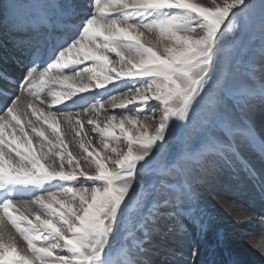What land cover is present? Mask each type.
<instances>
[{
  "label": "snow or ice",
  "instance_id": "obj_1",
  "mask_svg": "<svg viewBox=\"0 0 264 264\" xmlns=\"http://www.w3.org/2000/svg\"><path fill=\"white\" fill-rule=\"evenodd\" d=\"M0 9L17 68H0V81L14 85L0 88V222L7 218L30 250L21 255L0 237V264H122L113 254L133 228L143 251L151 233L174 230L162 222L183 215L196 185L234 171L241 137L259 158V168L244 159L245 175L264 197V140L249 126L252 95L230 87L222 72L228 42L256 17L264 30V0L61 3L44 15L43 36L16 3L4 0ZM62 19L75 22L61 28ZM145 33L159 38L142 41ZM109 92L119 95L103 100ZM257 95L264 101V84ZM61 122L77 136H88L87 125L102 147L89 151V137L79 155L53 151L50 134L64 144ZM146 174L153 179L139 188ZM20 195L30 199L17 201ZM201 230L205 239L212 231ZM212 244L213 258L198 260L205 253L195 242L186 264H249L248 250L227 234L216 232Z\"/></svg>",
  "mask_w": 264,
  "mask_h": 264
},
{
  "label": "rangeland",
  "instance_id": "obj_2",
  "mask_svg": "<svg viewBox=\"0 0 264 264\" xmlns=\"http://www.w3.org/2000/svg\"><path fill=\"white\" fill-rule=\"evenodd\" d=\"M0 2H4V0H0ZM8 2L13 3V0H8ZM31 2L28 6H32L36 13L41 8L44 9V14L49 16L53 14V10L58 4L63 3L61 0H31ZM49 2L52 4L51 8H39L40 5ZM103 2L104 0H102ZM193 2H205V0H193ZM206 2L210 3L211 0H206ZM254 2L258 4L259 0H254ZM20 3H22V0H20ZM6 6L7 4H5ZM4 16L3 9H0V38L5 41V31H2ZM71 27L67 25L63 28ZM39 32L43 36L45 34L44 27ZM158 38V34L145 33L142 41L156 40ZM228 44L227 59L222 72L226 74L230 87L235 90L248 92L252 95L248 109L249 126L252 129V134L255 135L258 141L264 140V101L257 95L259 87L261 84H264V30L261 29L259 17H256L246 30L239 33L236 39L229 41ZM109 88H111V85H109ZM95 91L102 92L103 90L97 89ZM120 91H126V89H121ZM112 95L118 96L119 92H109L102 99L108 100ZM72 111H78V109ZM116 114H120L119 109L116 110ZM32 119L35 120L36 117H32ZM39 123H42V121H39ZM44 127L45 129L48 128L47 125ZM60 129L61 136L64 139L63 145H60L55 136L49 133L50 138L57 145L53 151L63 149L65 152L73 153V155H79L83 152V149L80 148V143L87 141L89 137L92 139V144H85V147L89 151L97 147H102L101 137L96 133H91L87 125H85V132L88 133V136H85L84 133L77 136L69 125L66 126L62 123ZM240 142L245 145L244 152L241 160L234 162V171H230L227 176L222 174L221 177L215 180L204 181L196 185L193 194L194 199L185 201L183 204V207L186 209L183 215L178 216L176 220L162 222V226L165 229L168 226L175 225L176 227H174L172 232L166 235L155 232L151 233L150 240L144 241L143 251H138L137 245L143 239V236L139 230L133 228L123 247L119 243L117 244L113 259L120 260L122 264H126L131 259H142L145 261V264H186V261L190 259L189 253L193 244L197 241L202 244L205 239L201 232L202 225L211 226L212 231L208 233V236L212 241L214 240L216 232L227 234L232 238V241L242 242L251 236L256 238L259 232L264 229V224L261 223L264 221V197L261 196L259 188L254 186L253 182L245 175L243 161L246 158L259 168V158L247 146L244 137L240 138ZM152 179L153 177L151 175L146 174L138 187L143 188ZM26 199L28 200L30 197L24 196L22 200L25 201ZM230 199L246 207H251L253 210L252 215L235 219L237 225L231 228V230L227 222L233 220V217L226 216L227 212L223 209L225 205L223 204V200ZM19 214V212L12 213V215ZM145 215H147V210L145 211ZM238 220L240 221L239 223L237 222ZM179 225L183 226V231L179 230ZM202 235L203 237H201ZM21 237L23 238L22 235ZM3 239L6 241L5 243H10L8 238L5 237ZM23 245L24 250L30 251L27 248L26 241H23ZM213 246V244H205L203 248L201 247V251L205 255H201L197 259H207L209 257L207 254L208 252L212 253ZM26 251L21 255H25ZM170 253H183V255H172ZM252 264H256V262Z\"/></svg>",
  "mask_w": 264,
  "mask_h": 264
},
{
  "label": "bare ground",
  "instance_id": "obj_3",
  "mask_svg": "<svg viewBox=\"0 0 264 264\" xmlns=\"http://www.w3.org/2000/svg\"><path fill=\"white\" fill-rule=\"evenodd\" d=\"M61 1H63V3H68V2L83 3V0H61ZM13 3H16L18 6L21 7L22 11H24L28 14L29 26L31 28L39 30L43 26V17L45 15L44 11H43L44 9H41L39 7L40 11L38 13H36L32 6H30V5L28 6V4L32 3L31 0H22L23 4L20 3V0H13ZM3 22H2V31L3 32L5 31L4 32L5 41L2 38H0V54L7 53V56H6L5 61H0V68H5L9 73L16 74L17 68H16V64L14 63V53H13V49L11 47V44L9 42L10 39L13 38V37H10L11 25H10L9 19L7 18L6 15L4 16ZM74 22H75L74 20L71 21L69 19H62L59 21L61 28L63 26H67V25L73 26L71 24H74ZM14 38L18 39V40L21 39V37H14ZM54 39L55 38L53 37V40H50L47 45H43V46L44 47H51V43L54 41ZM6 40H7V42H6ZM25 42H26V40H25ZM7 43H8V45H7ZM13 87H14L13 84H7V83H4L3 81H0V88L11 89ZM59 107H61V106H59ZM72 110H74V109H72ZM75 110H77V109H75ZM61 123L67 126L66 123H64V122H61ZM45 150H47V148ZM24 196H28V195L17 196L16 200L17 201H24V200H22ZM223 204H225L223 206V209L225 210V212H227L226 216L233 217L232 218L233 220H230L227 222L228 223L227 225H228L230 230H231V228H233L237 225L235 219L242 218L246 215L250 216L253 214L252 213L253 210L251 209V207H246L245 205H242L240 203H236L235 200H231V199L225 200V201L223 200ZM203 235L201 237H203ZM0 237H2V242H4V243L6 241L3 238H5V237L8 238L9 240L8 239H6V240H8L10 243L14 244L16 246L17 250L20 252V254H23L24 251H26L23 248V246H24L23 241L25 242L24 238L21 237L20 232L17 231L15 226L12 225L11 222L7 220V218H5L3 222H0ZM200 240H202V239H200ZM232 243H233V246L238 248V249L248 250V257L247 258L249 259L248 260L249 264H252L253 262H256V264H260V263L263 264L264 263V259L260 258V253L262 250H264V229L261 232H259V234L257 235L256 238L254 236H251L242 242L232 241ZM200 244H201V242H200ZM205 244L206 245L212 244V240H211V238H209L208 235H207V239L203 240L201 247L203 248L205 246ZM208 255H209V257L207 259L213 258L211 252H208L207 256Z\"/></svg>",
  "mask_w": 264,
  "mask_h": 264
}]
</instances>
